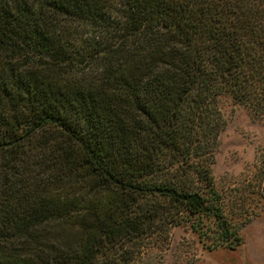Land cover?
Segmentation results:
<instances>
[{
    "label": "trees",
    "instance_id": "1",
    "mask_svg": "<svg viewBox=\"0 0 264 264\" xmlns=\"http://www.w3.org/2000/svg\"><path fill=\"white\" fill-rule=\"evenodd\" d=\"M222 97L264 117V0H0V264H144L191 216L239 243Z\"/></svg>",
    "mask_w": 264,
    "mask_h": 264
},
{
    "label": "rangeland",
    "instance_id": "2",
    "mask_svg": "<svg viewBox=\"0 0 264 264\" xmlns=\"http://www.w3.org/2000/svg\"><path fill=\"white\" fill-rule=\"evenodd\" d=\"M219 108L224 126L213 143L210 170L215 188L223 195L225 212L237 224L240 241L233 247L208 248L213 233L198 236L189 221L206 227L213 225L212 218L191 216L173 227L162 245L149 242L141 259L144 264H264V197L252 179L264 158V117L229 97L221 98ZM235 195L239 198L231 199Z\"/></svg>",
    "mask_w": 264,
    "mask_h": 264
}]
</instances>
